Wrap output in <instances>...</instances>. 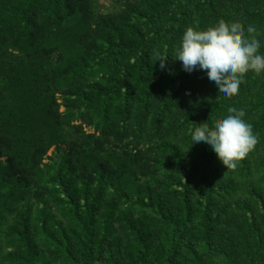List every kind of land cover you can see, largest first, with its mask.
Returning a JSON list of instances; mask_svg holds the SVG:
<instances>
[{
	"label": "trees",
	"instance_id": "16d2710c",
	"mask_svg": "<svg viewBox=\"0 0 264 264\" xmlns=\"http://www.w3.org/2000/svg\"><path fill=\"white\" fill-rule=\"evenodd\" d=\"M92 2L0 0V264H176L186 235L223 264H264V192L248 183L264 164L260 76L229 98L174 60L186 28L231 2L122 1L114 14ZM205 81L200 98L187 91ZM229 107L259 140L223 173L191 133Z\"/></svg>",
	"mask_w": 264,
	"mask_h": 264
},
{
	"label": "clouds",
	"instance_id": "9594fccd",
	"mask_svg": "<svg viewBox=\"0 0 264 264\" xmlns=\"http://www.w3.org/2000/svg\"><path fill=\"white\" fill-rule=\"evenodd\" d=\"M257 35V29L252 25L245 30L242 23L224 19L201 31L189 26L183 33L174 60L180 61L186 72L206 71L219 93L230 98L239 94L240 85L249 71L256 74L264 71V54L259 51L261 42ZM157 60L164 69L167 59L157 53ZM227 111L229 115L214 121L212 127L207 123L196 127L191 138L193 143L208 144L228 170L235 169L237 162L249 154L259 136L253 133L251 124L241 119L245 116L242 109L229 107Z\"/></svg>",
	"mask_w": 264,
	"mask_h": 264
},
{
	"label": "rangeland",
	"instance_id": "374dc122",
	"mask_svg": "<svg viewBox=\"0 0 264 264\" xmlns=\"http://www.w3.org/2000/svg\"><path fill=\"white\" fill-rule=\"evenodd\" d=\"M122 1L125 3L124 0ZM122 1L121 0H93L92 2L93 10L92 11L94 14H108V13L114 14L120 9H122L123 7ZM227 1L231 2L230 4L232 6L231 9H229V7L231 6H228L227 8L223 4L221 5L222 17H223L222 19H224L226 22L238 21L244 25L245 17L247 16L248 13H256L261 10L264 12V0H244L243 2H241L240 0H227ZM125 4H136V2H134V0H128L126 1ZM262 16L264 15H261L259 17H262ZM253 25L257 29V33H258L257 38L259 40H263V45H264V25L263 24L257 25L254 20H253ZM261 50L264 51V47ZM154 58L157 59V57H154ZM158 63H160V61H158ZM180 63H181L180 61L176 62L177 65H179ZM182 68L183 66L181 63L180 69ZM192 72H196V75L192 76V74H190V79L196 78V76L198 77L199 75L202 76V74L206 71L196 69ZM247 74H254L255 76H253V78H257L258 76H260V79L258 80V82L255 84H252L251 92L253 94L262 93L264 95V87H263L264 86V71H262L260 74H256L253 71H249ZM194 83L192 84V86H190L189 89H187V91L190 90L191 92H193L196 98L198 99L202 96V94L206 90L208 82L205 81L203 87H201L200 83H196V84ZM225 170L229 171V169L227 170V168L224 166L222 168V172L224 173ZM165 171H166V168L161 169L160 171H157L156 179L162 180L166 176H168L169 174H165ZM251 181L255 185L262 188V191L264 192V164L261 165L260 169L251 172V175L248 178V183ZM152 187H155V183H153ZM157 190L159 193L162 192V190H159V189ZM238 195H240V193ZM125 206L127 205H121V208H124ZM159 237H161L160 234H159ZM190 246L194 247V249L196 250V253L201 258L199 264H223L221 259H215L211 255H209V253H205L207 252L205 251L206 249H204L202 245H199L198 243H196V239L190 235H186L183 239H180V241L178 242L177 254L175 257L176 264H194V263L189 262L190 255L187 253L189 251L188 249L190 248Z\"/></svg>",
	"mask_w": 264,
	"mask_h": 264
}]
</instances>
